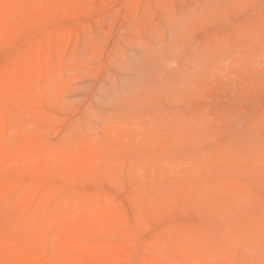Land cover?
<instances>
[{
	"label": "rangeland",
	"instance_id": "rangeland-1",
	"mask_svg": "<svg viewBox=\"0 0 264 264\" xmlns=\"http://www.w3.org/2000/svg\"><path fill=\"white\" fill-rule=\"evenodd\" d=\"M0 95L6 245L264 264V0H0Z\"/></svg>",
	"mask_w": 264,
	"mask_h": 264
},
{
	"label": "bare ground",
	"instance_id": "bare-ground-1",
	"mask_svg": "<svg viewBox=\"0 0 264 264\" xmlns=\"http://www.w3.org/2000/svg\"><path fill=\"white\" fill-rule=\"evenodd\" d=\"M20 3V2H19ZM42 3V2H41ZM48 5V4H47ZM36 7V6H35ZM42 7V6H41ZM47 7V6H46ZM26 9V8H25ZM24 10V9H23ZM37 11V10H36ZM28 12V11H27ZM49 12V11H48ZM40 14H42L40 12ZM47 14V13H46ZM52 16H53V13H51ZM43 16V15H42ZM3 23V22H1ZM7 25V24H6ZM51 44V42H50ZM42 46V45H41ZM42 55H43V49H39V51L37 52V55L35 57L34 60H36L37 62L42 58ZM34 61L32 60V62L29 60V58L25 59V64H21V63H18V64H15L12 68V71H11V77H10V82H15V81H19L21 80L22 76L24 74H26L27 72H30V69L32 68V63ZM51 62V61H50ZM43 66V64H42ZM10 76V75H9ZM6 79V78H5ZM4 80V79H3ZM7 80V79H6ZM18 84V83H17ZM19 86V85H18ZM1 96V95H0ZM2 98V97H1ZM263 136V135H262ZM254 146V145H253ZM257 147V146H256ZM252 149V148H251ZM263 152V150H262ZM250 154V152H249ZM255 155V153H254ZM251 156V154H250ZM253 156V155H252ZM263 156V155H262ZM256 157V156H255ZM264 157V156H263ZM252 158V157H251ZM261 158V157H260ZM16 163V162H15ZM5 166L6 164L3 165V162L1 161V156H0V175L5 171ZM71 169V168H70ZM75 170V169H74ZM260 176H262V174H259ZM1 177V176H0ZM2 177H6V176H2ZM1 177V178H2ZM8 177V175H7ZM205 177V176H204ZM12 178V177H11ZM30 179V178H29ZM204 179V178H203ZM25 181V180H24ZM49 183V182H48ZM164 184V183H163ZM228 184V183H227ZM168 186V185H167ZM230 187V186H229ZM11 193V192H10ZM39 193L36 194V196H38ZM76 195V194H75ZM143 195V194H142ZM141 195V197H142ZM139 197V196H138ZM144 197V196H143ZM36 198V197H35ZM87 199V197H86ZM90 199V198H89ZM142 202V200H141ZM142 206V205H141ZM140 206V207H141ZM37 210V209H36ZM3 211V210H2ZM31 205L30 206H17V207H13L12 210L10 211L9 213V219H7L6 221H4L3 223L0 224V229L1 227H9L10 229V232L13 233V232H16L19 227V224H18V221L19 219H22V218H27V219H33L34 223L35 224H39L40 221H39V212L38 211H31ZM23 224V222L21 223ZM85 224H88V223H85ZM44 225V224H42ZM42 225H39V226H42ZM8 232V231H7ZM57 232V231H56ZM10 234V233H9ZM57 234V233H56ZM2 237H1V232H0V255H1V260L4 264H25V263H28V264H38L35 260H33L31 257L32 256H28L27 255V248L25 247H19V246H15V245H6L5 243H3L2 241ZM59 241L61 244H64V246L66 247H71L72 243L71 241L65 237L64 235L62 234H59ZM159 243V242H158ZM58 244V243H57ZM75 254L78 256V257H81V261L82 262H89L90 260V256H87L88 253H83L82 251H80L79 249L75 248ZM43 253V252H42ZM54 258V257H53ZM52 258V259H53ZM58 260V259H57ZM125 261V260H124ZM127 263L130 262V260L126 261ZM58 263V262H56ZM60 263V262H59Z\"/></svg>",
	"mask_w": 264,
	"mask_h": 264
}]
</instances>
